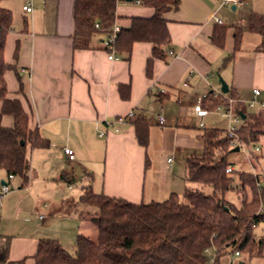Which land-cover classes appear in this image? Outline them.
<instances>
[{
    "label": "crops",
    "instance_id": "0c3cea01",
    "mask_svg": "<svg viewBox=\"0 0 264 264\" xmlns=\"http://www.w3.org/2000/svg\"><path fill=\"white\" fill-rule=\"evenodd\" d=\"M180 1L178 10L164 15L171 45L165 60H154L150 75V43H135L130 55L118 54L119 59L114 61L102 47L104 35H98L88 50L74 49L75 0L2 2L13 14L4 53L11 67L5 73L7 97L21 102L29 116V128L38 129L50 147L28 146L29 182L24 186L16 177L10 183L12 191L0 208V264H35L41 239L54 238L62 244L63 234L54 228L57 217L64 229L73 226L74 230L76 219L87 222L80 214H70L68 205L78 206L73 198L64 195L65 217L56 215L50 198L45 199L47 193L57 192L63 174L85 180L81 195L91 186L96 194L134 204L164 202L177 189L185 190L186 166L184 171L182 162L177 165L172 157H180L186 164L199 147L203 148L198 138L201 123L205 128L223 130L229 125L215 115L199 118L194 113L198 98L221 89L220 79L227 84L228 95L238 101L237 112L264 113V50H259L262 37L248 28L250 15L264 19V0H242L244 5H232V11L223 0ZM29 3L31 13L23 9ZM116 14L117 25L126 29L131 25L130 18H151L154 10L121 1ZM219 27L227 28L223 47L213 42ZM121 86L129 87L127 99L121 96ZM255 90L260 95L251 110L248 105ZM2 108L0 101V112ZM131 112L150 125L147 147L138 143L136 129L128 120L120 122ZM1 123L12 128L14 119L4 115ZM65 149L73 151L74 160ZM250 150L249 156L232 153L230 161L233 154L237 155L251 165L241 171L253 169L257 173L259 160L254 165L255 157L250 159V155L259 153L264 161V135ZM6 178L2 176V180Z\"/></svg>",
    "mask_w": 264,
    "mask_h": 264
},
{
    "label": "trees",
    "instance_id": "16d2710c",
    "mask_svg": "<svg viewBox=\"0 0 264 264\" xmlns=\"http://www.w3.org/2000/svg\"><path fill=\"white\" fill-rule=\"evenodd\" d=\"M3 1L0 0V101L3 102L0 112V183L3 175L7 178L14 175L21 178L25 186L31 168L27 147L48 149L50 144L41 137L38 129L29 128V116L21 102L7 97L5 73L11 67L5 62L4 53L7 36L12 30L13 14L2 6ZM121 1L126 0H75V50L90 49L98 35H105L113 29L118 20L117 5ZM132 2L152 8L154 15L151 18H130V27L122 29L118 35L116 49L118 54L130 55L135 43L152 44V58L147 63L150 75L154 60H165L171 45L164 15L178 10L181 1ZM248 28L261 35L259 50H264V19L257 14L250 15ZM226 33V27L215 31L213 42L218 47H223ZM119 90L127 99L129 87L121 86ZM4 115L13 117L12 128L2 126ZM241 117L239 139L250 149L264 135V113L242 112ZM128 121L136 129L138 143L147 147L148 122L141 116ZM198 138L203 144V152L186 160L187 186L182 199L172 194L164 202L134 204L96 194L91 186L85 187L77 205L94 209L86 214L82 212L80 218L97 227V241L78 234L76 252L72 255L59 240L41 239L34 257L35 264H221V259L228 254L263 257V240L256 238L254 229L264 224V171L258 175L251 171L227 173L233 165L226 130L201 128ZM60 179L70 186L77 180L68 174L61 175ZM259 181L260 187L257 186ZM234 183L240 184L242 190L236 191L232 187ZM197 185L210 187L212 193L206 194ZM231 192L239 195L240 208L227 198ZM8 264H24V261Z\"/></svg>",
    "mask_w": 264,
    "mask_h": 264
},
{
    "label": "rangeland",
    "instance_id": "374dc122",
    "mask_svg": "<svg viewBox=\"0 0 264 264\" xmlns=\"http://www.w3.org/2000/svg\"><path fill=\"white\" fill-rule=\"evenodd\" d=\"M227 9L232 11V5L227 6ZM218 119H222V118L218 117ZM247 150H248V156H249V154H251L250 152L252 150H250L249 148ZM202 152H203V148L199 147L197 153H195V154L199 155V154H202ZM252 156L255 157V159L253 161L254 165H256V163H258V160H259V163L256 165L257 170H258L257 174H259L258 172H260L261 170L262 171L264 170V161H262L261 158L259 157L260 156L259 153H257V154L254 153V154L250 155V159H253ZM172 160L174 161V163L176 162L177 165L181 164V162H182V165H180V166L185 171L186 164L182 158L172 157ZM243 160L244 159H241L237 155H234V154L231 157L232 164L236 168V171H241V169H243V168L248 169L251 167V165H249L246 160L244 162H243ZM181 167H180V169H181ZM183 178L185 180V178H186L185 175ZM185 182L182 183V186H184ZM84 185H85V180L83 178L82 179L79 178V180H77V182L71 186V190H70L69 189L70 185H68L66 182L63 181L62 183H60L59 186L57 185V187H56V189H58L57 192L51 191L50 193H47V195L45 196L46 197L45 199L50 198V200L53 204V205H51V207H53V209H55L54 213L56 215L58 214L61 217L68 216L67 213L65 211H63L66 207V202L63 201V199L65 198L64 195H67L68 197L73 198L75 201H78V199L82 193V188L84 187ZM197 188H200L206 194L212 193V189L210 187H203V186L197 185ZM183 191H184V189H181V188L177 189L175 191L176 194H178L181 199H182ZM227 198L231 202H233L238 208H240V206H241L240 200H239L240 197L238 194L231 192L227 195ZM71 204L72 203H70V205H68L69 206L68 209L71 211L70 214H73L76 217L79 214H82L81 213L82 211L85 214L88 211H92V210L94 211V209L87 207V206H82V205H78L75 209L74 205L71 206ZM63 214H65V215H63ZM55 221H54L55 230H57V232H62V234H63V238H64L62 241L63 247L72 255H74L76 252L75 242H76L77 234L82 233V234L90 237L93 241H97L98 229L91 222H88V221L82 222V220L76 219V221L73 222L74 224L72 222H70L74 225V230H73V226H72V228L70 226V228L67 229V227H65V229H64V227L62 226L63 221L61 219H59L58 217L56 218ZM55 234H57V233H55ZM254 234L258 240H263V257H261V258H259V257L249 258L248 256H243V255H241L240 257H236L233 254H228L227 256H225L221 259V264H231V263L232 264H264V224L257 226L254 229Z\"/></svg>",
    "mask_w": 264,
    "mask_h": 264
},
{
    "label": "built area",
    "instance_id": "2783aa9c",
    "mask_svg": "<svg viewBox=\"0 0 264 264\" xmlns=\"http://www.w3.org/2000/svg\"><path fill=\"white\" fill-rule=\"evenodd\" d=\"M225 4H230L235 7H241L244 5V2L242 0H223ZM139 3V2H137ZM24 11L27 13L32 12L31 3H29L27 6H25ZM216 23L218 25H223V22L217 18H214ZM98 28V25L96 26ZM121 27L117 24L114 25L113 29L104 35V39L102 41V47L103 49L108 53V59L110 61L118 60V52L116 49V43L118 40V35L121 33ZM171 55H173L172 52H170ZM24 74H28V70H23ZM164 92V91H162ZM260 95L259 90L254 91V98L249 103L248 107L251 110H254L256 108V105L258 104L257 97ZM237 100L233 97H230L228 94H225L221 89L215 90L210 94H205L204 96L197 99L196 104L194 105V113L199 118H205L208 115H215L217 117L226 119L229 122V125L226 129V132L229 136V146L233 150L235 148H239V153H241L244 156L248 155L247 148L241 143L238 135V131L242 124V117L239 112L236 110V104ZM205 103L214 104L213 107L206 106ZM261 107L264 108V103H261ZM135 117V114L133 112L129 113V115L121 119L120 122H125L127 120L133 119ZM160 123L164 124V119L160 117ZM201 128H205L204 124L201 123ZM100 136H103L101 134ZM259 150L258 148L256 149ZM65 154L69 157L70 160H74V153L70 149H65ZM171 160H169L170 162ZM233 167L227 169V173H232ZM251 172L254 173V175H258L255 173V171L252 169ZM16 177L14 175H10L6 180L5 185L0 184V208L3 204V201L5 197L12 191L10 183L15 179ZM261 181L257 183V186L260 187ZM236 191H241L242 186L238 183H234L232 186ZM47 207V205H45ZM40 220L44 218V215H39ZM208 254H210L209 251H207ZM236 256H240L239 253L235 254Z\"/></svg>",
    "mask_w": 264,
    "mask_h": 264
},
{
    "label": "water",
    "instance_id": "95a60500",
    "mask_svg": "<svg viewBox=\"0 0 264 264\" xmlns=\"http://www.w3.org/2000/svg\"><path fill=\"white\" fill-rule=\"evenodd\" d=\"M126 2L130 3L132 2V0H126ZM234 9V8H233ZM220 83H221V90L225 93V94H228L229 93V88L227 86V84L222 80L220 79ZM23 144V143H22ZM235 152H239V148H235L232 150V153H235ZM1 185H5L6 182L4 180L1 181L0 183Z\"/></svg>",
    "mask_w": 264,
    "mask_h": 264
}]
</instances>
